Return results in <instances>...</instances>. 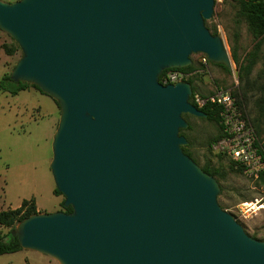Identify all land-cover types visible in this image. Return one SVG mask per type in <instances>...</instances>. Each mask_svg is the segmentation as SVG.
I'll list each match as a JSON object with an SVG mask.
<instances>
[{
	"label": "water",
	"instance_id": "95a60500",
	"mask_svg": "<svg viewBox=\"0 0 264 264\" xmlns=\"http://www.w3.org/2000/svg\"><path fill=\"white\" fill-rule=\"evenodd\" d=\"M214 0H0L21 51L13 81L59 106L49 168L70 212L37 211L11 231L57 264H264V240L217 202L220 187L182 146L187 81L165 69L202 53L231 70L205 20Z\"/></svg>",
	"mask_w": 264,
	"mask_h": 264
},
{
	"label": "rangeland",
	"instance_id": "374dc122",
	"mask_svg": "<svg viewBox=\"0 0 264 264\" xmlns=\"http://www.w3.org/2000/svg\"><path fill=\"white\" fill-rule=\"evenodd\" d=\"M205 21L210 32L222 37L231 70L226 72L210 61L201 64L202 53L191 54L193 70L188 78L192 80V90L194 88V92L202 95L219 87L233 91L239 111L253 129L264 155V107L259 103L262 96L259 85L264 74V39L248 81L244 82L238 78L231 57L235 53L239 62H243L253 48L255 37L246 20L238 15V0H214L212 17ZM12 41L0 30V78L3 73L11 71L21 56L20 49L12 54L4 51ZM59 113L56 102L34 87L16 95L0 90V210L15 208L21 201L29 199H34L45 212L61 210L63 196L52 194L54 183L49 168L51 141ZM184 118L189 126L183 129L188 140L186 150L198 165L209 163L223 173V176L216 177L220 187L218 204L234 215L248 235L264 240V183L233 166L228 157L213 153L211 146L221 133L217 123L190 114ZM244 202H251L255 207L247 219L238 214V207ZM8 230L0 226V232L7 233ZM12 256L10 253L0 255V264H7L8 257ZM13 264L23 262L17 260Z\"/></svg>",
	"mask_w": 264,
	"mask_h": 264
},
{
	"label": "trees",
	"instance_id": "16d2710c",
	"mask_svg": "<svg viewBox=\"0 0 264 264\" xmlns=\"http://www.w3.org/2000/svg\"><path fill=\"white\" fill-rule=\"evenodd\" d=\"M238 15L246 20L249 30L255 37L253 48L250 52L247 53L243 62H239V59L236 57L235 53H233L231 57L232 61L236 64L238 78L244 82H247L248 77L252 71L253 65L255 64L256 59L258 57V51H259L260 44L262 40L264 39V0H238ZM211 33L216 34L215 32H211ZM17 49H19V46L17 45V43L12 41V44L9 47L4 48V51L7 54H12ZM202 55L204 56V54ZM207 61L209 60L207 59ZM213 64L218 65L222 67L226 72H229V70L224 65L216 64V63H213ZM168 70H179L183 72H190L193 70V64L187 67H184V68L165 69L159 75V80H161L162 76ZM9 75H10V72L9 73L5 72L1 76L0 78V90L1 91L7 92L10 95H16L18 94V92H20L21 90H25L28 87H34L40 91V89L35 85L28 84L25 82H20V81H13ZM262 78H263L262 82L259 85V89L262 95L259 99V103L260 105L264 107V74ZM186 81L192 84V80L190 78H188ZM233 95L236 97L234 92H233ZM236 103L238 105L237 99H236ZM201 110L207 114L206 119L212 120L215 123H217L219 130H221V126H220L221 109L220 107L206 105L204 107H201ZM184 115L186 114H182L183 118H184ZM179 133L181 135H184L183 129H181ZM221 136H222V133H220L214 141L218 140ZM186 147L187 146H182L183 152L187 154L189 157H191L196 162V160L186 150ZM263 160H264V155H263ZM200 167L208 174L214 176L215 179L216 177L223 176V173L218 168L212 167L209 163H205L204 165H201ZM258 179L264 183V168L262 172L260 173V176ZM53 194L56 196L61 195V193L57 191L55 187L53 189ZM60 206H61V211H64V212L71 211L70 207L66 208L63 206V200L61 201ZM36 212L37 211H36L33 199L23 200L21 205L18 208L0 210V226L9 228L7 233L0 232V255L14 253L19 250H22V248L19 245L17 237L11 235V231L14 229L15 225L20 220Z\"/></svg>",
	"mask_w": 264,
	"mask_h": 264
},
{
	"label": "built area",
	"instance_id": "2783aa9c",
	"mask_svg": "<svg viewBox=\"0 0 264 264\" xmlns=\"http://www.w3.org/2000/svg\"><path fill=\"white\" fill-rule=\"evenodd\" d=\"M207 57L204 55L199 60L205 64ZM192 72L187 73L179 70H168L159 80L162 84L186 81ZM237 83V78H235ZM189 102L197 109L206 105L220 107V126L222 136L216 140L211 150L214 154L228 157L236 168L245 174L258 179L264 168L262 149L254 135L253 129L248 126L246 120L239 111L233 91L228 88H216L207 95H202L192 90ZM251 202L242 203L239 216L247 219L255 208Z\"/></svg>",
	"mask_w": 264,
	"mask_h": 264
},
{
	"label": "crops",
	"instance_id": "0c3cea01",
	"mask_svg": "<svg viewBox=\"0 0 264 264\" xmlns=\"http://www.w3.org/2000/svg\"><path fill=\"white\" fill-rule=\"evenodd\" d=\"M2 1H14V0H2ZM54 189V188H53ZM53 189L51 190L52 194H53ZM34 201V205L36 208V211H43L41 206L38 205V203L33 199ZM22 201L20 202L19 206L21 205ZM19 206L15 207L18 208ZM15 208H8V209H15ZM13 256L12 257H8V262L7 264H13V261H17V260H22L23 264H57L56 261H54L53 259L40 254L38 252L35 251H31V250H26V249H22L19 250L17 252L14 253H10Z\"/></svg>",
	"mask_w": 264,
	"mask_h": 264
}]
</instances>
